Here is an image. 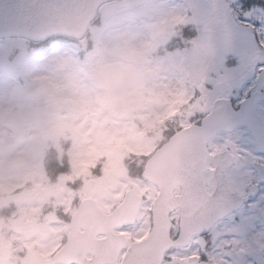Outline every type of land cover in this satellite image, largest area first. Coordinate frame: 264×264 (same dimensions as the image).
<instances>
[{
  "label": "rangeland",
  "instance_id": "1",
  "mask_svg": "<svg viewBox=\"0 0 264 264\" xmlns=\"http://www.w3.org/2000/svg\"><path fill=\"white\" fill-rule=\"evenodd\" d=\"M180 5L108 3L79 42L53 39L35 47L25 39L0 40V252L16 245L28 251L14 262L41 264V253L64 232L61 215L84 197L107 212L134 188L143 204L129 232L150 229L158 189L130 166L138 167L196 111L188 98L189 69L201 66L192 45L164 49L181 26L171 23L182 14ZM118 49L142 55L143 62H124ZM31 64L43 71L40 79L28 81ZM50 144L58 155L66 153L64 173L46 174ZM204 179L212 190L210 177ZM50 204L54 208L46 210Z\"/></svg>",
  "mask_w": 264,
  "mask_h": 264
},
{
  "label": "snow or ice",
  "instance_id": "2",
  "mask_svg": "<svg viewBox=\"0 0 264 264\" xmlns=\"http://www.w3.org/2000/svg\"><path fill=\"white\" fill-rule=\"evenodd\" d=\"M180 7L171 23L201 66L189 69L198 166L215 186L186 264H264V0Z\"/></svg>",
  "mask_w": 264,
  "mask_h": 264
},
{
  "label": "water",
  "instance_id": "3",
  "mask_svg": "<svg viewBox=\"0 0 264 264\" xmlns=\"http://www.w3.org/2000/svg\"><path fill=\"white\" fill-rule=\"evenodd\" d=\"M109 1L114 0H0V39L22 37L32 42L45 41L53 36L82 39L98 15L100 6ZM123 58L129 63L142 61V57L134 53L124 54ZM194 126L192 124L173 134L145 164L142 177L156 184L159 194L152 210V233L146 241L132 244L133 250L136 246H152L154 240H158L160 251L165 250L170 245L169 214L177 206L182 209V236L197 232L195 225L206 209L195 207L208 206L214 192H206L203 172L198 166L202 147L192 133ZM177 185H180L181 192L175 196L176 199H171ZM140 201V197L130 189L124 201L110 215H104L93 200L84 201L72 219V233L62 252L71 246L73 231L80 225V219L86 218V228L97 229L96 234L109 233L114 227L135 222ZM152 260L160 262V256Z\"/></svg>",
  "mask_w": 264,
  "mask_h": 264
},
{
  "label": "flooded vegetation",
  "instance_id": "4",
  "mask_svg": "<svg viewBox=\"0 0 264 264\" xmlns=\"http://www.w3.org/2000/svg\"><path fill=\"white\" fill-rule=\"evenodd\" d=\"M189 102H194L192 100V92L188 94ZM195 114L192 113L190 118ZM189 118L191 122L192 121ZM209 188V187H208ZM214 188V187H213ZM212 191L211 189H209ZM82 198L79 201H75L71 204V206L65 211V214L62 216L59 221L63 223L64 225V232L59 234L58 240L56 244L50 248L46 249L41 253V264H124L126 262H123V259L126 256L127 250L134 242H139L145 239L148 235V231L146 234H139L138 232L135 233V235H131L129 230L134 227H119L112 231V237H110L107 242L109 243V250L103 252H97L95 255L92 254L90 249L88 250L89 244H86L89 240L87 238H91L92 240H95V242L101 241L102 239H105L106 235L98 234V235H91L88 230L85 229V227L80 225L79 229H77V236L74 239L76 250H71L65 255L61 256L60 259L57 257V254L64 248L66 243L68 242V237L70 235L71 231V219L73 214L77 211L79 203L83 200ZM174 199V198H172ZM97 201V200H96ZM98 203V201H97ZM206 208L204 205L200 206ZM51 207L47 206L46 210H49ZM59 210H62V208H58ZM115 209V207L106 213L112 212ZM141 209V207H140ZM45 210V209H44ZM106 211V210H104ZM47 212V211H46ZM43 220H46L47 213H43ZM180 215H181V209L175 208L170 213V249L164 254L162 257V260L160 264H186V261L196 255V252L199 251V249H194L193 245H195L198 241H201L203 237H201L199 234H194L190 237V239L186 242V238L180 239ZM52 219L55 220V215L52 216ZM32 231V230H30ZM30 231H28L29 234H26V238L29 239ZM176 242H178L176 244ZM11 246V245H10ZM31 246V242L29 244ZM28 246V247H29ZM49 247L47 245H43L42 248ZM202 247V245H201ZM34 251H39L36 246H33ZM28 251L22 250L21 253L12 254L11 249H3L0 254L4 258V264H29L26 262L23 263L21 259H16V262L13 261L14 257L21 256V258L26 257L28 258ZM115 257V259H114ZM133 260L129 261L128 264H156V262L148 261L150 258L149 254L143 253L141 250H137L135 253L132 254ZM136 258H139L137 261ZM97 261H96V260ZM136 260V261H134ZM203 264V262H201Z\"/></svg>",
  "mask_w": 264,
  "mask_h": 264
},
{
  "label": "trees",
  "instance_id": "5",
  "mask_svg": "<svg viewBox=\"0 0 264 264\" xmlns=\"http://www.w3.org/2000/svg\"><path fill=\"white\" fill-rule=\"evenodd\" d=\"M181 32H182V31H181ZM181 32H180L179 34H177L178 38H176L175 41L173 40L171 43H169V44L167 45V47H166L167 49H171L172 47H176V44L178 45V44H183V43H184V38L182 37ZM167 135H168V134H167ZM143 163H144V161H142L140 164H138V165H139L138 167H136V166L132 163V165L130 166V169H131L132 172H133V170H135V168H137L136 173H139L140 170H141V166L143 165ZM48 168H49V170H53L54 172H55V171L65 172L66 164H65V162H64V165H63V166L58 167V165H57V161H53V162L49 163Z\"/></svg>",
  "mask_w": 264,
  "mask_h": 264
},
{
  "label": "bare ground",
  "instance_id": "6",
  "mask_svg": "<svg viewBox=\"0 0 264 264\" xmlns=\"http://www.w3.org/2000/svg\"><path fill=\"white\" fill-rule=\"evenodd\" d=\"M35 75H37V74L35 73Z\"/></svg>",
  "mask_w": 264,
  "mask_h": 264
}]
</instances>
